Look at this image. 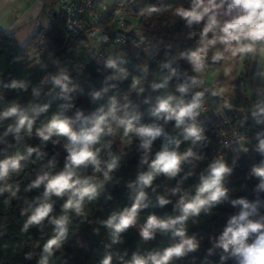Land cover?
Listing matches in <instances>:
<instances>
[{
	"label": "clouds",
	"instance_id": "clouds-1",
	"mask_svg": "<svg viewBox=\"0 0 264 264\" xmlns=\"http://www.w3.org/2000/svg\"><path fill=\"white\" fill-rule=\"evenodd\" d=\"M169 8L170 5L164 9L153 5L142 9L139 14L150 16ZM174 13L187 27L200 26L198 34L189 33L190 38L198 35L195 48L180 53V58L187 62L194 74L184 73L186 78L177 83L175 91L171 92L168 91L169 82L173 77L179 76L178 69L172 67V61L161 64V68L169 71L161 82H153L150 87L153 91H164L156 96L154 103L149 99L143 101L149 105L146 113L141 111L140 106L129 95L131 92L137 95L145 92L144 78L139 76L132 78L128 93L109 96L105 103L98 105L87 115L80 109L74 115H68L69 110L75 107L71 93L76 91L77 86L72 84L66 71L45 77L40 86L33 88V96L39 98L43 86L51 83L52 88L45 94L63 101L58 105L57 111L35 129V135L42 142L51 140L53 144L59 143L53 137L65 138L63 147L67 153L62 170L43 171L25 189L31 191L42 187L43 191L28 207L21 209V215L26 216L21 231L27 233L32 227L42 228L45 222L52 226L51 234L43 245L40 246L37 242V246L41 247L38 264H50V258L67 240L71 214L85 217L86 203L96 200L105 186L112 182V174L120 166L121 157L109 152V159L101 161L102 149L111 147V140H106L108 137L119 134L125 145L137 139L141 151L139 165L143 170L127 185L131 204L113 211L100 221L107 229L110 239V244L106 247L123 243L122 234L136 226L142 210L150 206L163 208L173 203L167 196L157 195L153 204L148 190L155 192L152 186L158 176L176 178L185 164L203 159L195 149L198 144L207 140L206 125L200 118L206 112L204 97L207 89L203 88L205 81L202 77L209 67L210 52L211 63L228 62L229 66L224 69L225 76L237 64L250 59L257 65L255 77L264 82V0H191L189 7H176ZM106 67L117 69L116 74L109 79L124 80L129 75L124 68L118 67L115 59L109 58ZM143 71H147L146 65ZM4 87L26 91L28 82L13 79ZM194 89L199 90L193 91ZM107 91V88L102 90L103 93ZM102 92L92 93V99H100ZM212 95L221 93L212 91ZM255 97L241 123L250 118L254 125L264 126V86L255 90ZM50 106V102H29L22 105L13 100L0 108V123L12 121L7 125L3 137H0V142H4L3 138L9 134L17 142L22 140V134L31 137L37 119L41 114L47 113ZM223 107L230 108L231 105L224 101ZM145 116L148 122H145ZM169 123H173V132L166 131L165 126ZM157 139L161 140V145L153 154V144ZM253 139L256 141L254 145ZM185 142L190 146L180 151L181 144ZM249 145H252L251 149ZM236 150L244 154L250 150L255 151L262 157L258 164L251 167L249 173L250 177H255L258 181L253 189L254 199L230 198L225 180L233 173V167L229 166L223 156H218L200 174L192 191H183L179 187L172 189L173 195L178 194V199L173 204L174 215L161 217L150 214L139 229L143 242L154 240L158 233L169 236L173 242L162 249L133 251L130 259H125L127 252L117 255L116 259L120 264H174L175 260L196 252L200 243L194 235L188 234L189 220L195 223L201 214L209 215L212 209L225 202L238 207L239 211L228 218L222 232L212 241V248L207 250L208 256L213 254L214 249H219L220 264H225L229 259L234 260L235 264H264V128L256 131L251 138L241 136ZM34 153L37 159L45 155L39 147L27 146L23 152L18 150L0 159V195L9 193L11 197H17L19 185L10 183L9 180L13 175L19 176L25 162ZM235 163L233 160V164ZM55 166V158L46 165L48 169H54ZM88 167L92 168L93 174L82 175V169ZM54 197L63 199L59 215L54 214ZM25 258L31 259L32 253H27ZM113 260L114 256L109 252L99 260V264H113Z\"/></svg>",
	"mask_w": 264,
	"mask_h": 264
},
{
	"label": "trees",
	"instance_id": "trees-1",
	"mask_svg": "<svg viewBox=\"0 0 264 264\" xmlns=\"http://www.w3.org/2000/svg\"><path fill=\"white\" fill-rule=\"evenodd\" d=\"M125 3V11L128 15L125 29H134L127 36V41L118 46V53L106 54L98 62L91 59L88 40L82 36H71L65 29V21L59 13H51L49 27L38 28L23 47L17 45L12 34L0 31V108L13 100L22 105H27L29 102L51 103L49 111L41 114L37 119L31 137L22 134V140L17 142L13 135L9 134L3 138L4 142H0V159L12 155L18 150L23 152L27 146L39 147L45 153L41 159H37L34 153L25 162V167L19 176L13 175L9 180L10 183L19 185L17 197L13 198L9 193L0 195V264H38L41 253L40 246L51 234L52 226L47 222L43 224L42 228L32 227L27 233L21 231L26 219V216L21 215V209L28 207V204L43 191L42 187L26 191L27 185L43 171L58 172L62 170L67 155L63 147L66 142L65 138L53 137V140H59V143L53 144L51 140L42 142L35 135V129L45 123L57 111L58 105L63 102L45 94L52 88L51 83L43 86L39 98L34 97L32 90L40 86L41 80L45 77L58 75L62 70L67 72L72 84L77 86L76 91L71 93L75 107L69 110L68 115L72 116L77 109L83 110L87 115L95 107L105 103L109 96L114 94L122 96L124 93H128L132 78L134 76L143 77L145 92L140 95L131 92L129 95L130 99L140 106L141 111L146 113L149 105L144 104L143 101L149 99L154 103L157 96L148 82L149 71L142 70L148 51L152 55L175 60L181 67L192 73L187 62L180 58V53L195 48L198 35L190 38L189 33L196 32L198 34L200 26L189 28L174 13L176 7H189L191 0H127ZM153 5L161 9L170 5L171 8L150 16L139 14L142 9ZM119 9L117 1L107 7L103 23V39L108 36L114 16ZM137 44L143 47L148 46V51L136 47ZM109 58L115 59L118 67L124 68L129 73L126 79H109L117 72V69L106 67V61ZM220 64L221 62L211 63L209 58L210 68H218ZM13 79L28 82L27 90L6 89L4 85L10 84ZM171 81L176 83L173 78ZM105 88L108 91L103 93L102 90ZM97 91H101L102 96L98 100H93L92 93ZM212 91L211 88V91L206 92L205 104L214 108L221 107L230 122L236 125L240 132L253 137L256 131L264 128V126L254 125L250 118L242 124V120L235 117L236 110L241 111L244 118L249 111V102L240 78L235 81L232 93L225 100L221 98V95L213 96ZM224 101H227L231 107H223ZM200 119L205 122L207 140L198 144L195 150L205 158L215 140L209 123V114L203 113ZM11 122L8 120L0 123V137H3L7 125ZM145 122H148L147 116H145ZM173 123L165 126L166 131L173 132ZM106 140H111V147L102 149L101 161L108 160L109 152H111L121 157L120 166L113 172L112 182L105 186L101 195L96 200L86 203L85 217L71 214L68 238L50 258V264H99V260L109 252L114 256L113 264H120V261L116 259L117 255L127 252L128 255L125 256V259H130L133 251L144 252L162 249L173 242L169 236L159 233L154 240L143 242L139 233L132 227L122 234L123 243L106 247L110 244V239L107 229L100 221L106 219L113 211H119L131 204L127 185L136 179L139 171L143 170L139 165L141 151L137 139H134L129 145L121 142L119 134L115 137H108ZM160 145L161 140L157 139L153 144V154L159 150ZM189 146L188 142L182 143L180 151L186 150ZM236 153L237 156L231 149L224 152V159L229 166L233 167V173L226 178L225 186L229 189L231 199L240 197L254 199L253 189L258 181L255 177H250L249 173L251 167L258 164L262 157L251 150L247 154ZM53 158H55L56 166L54 169H48L46 165ZM233 160L236 161L235 164H233ZM208 164L206 160L196 165L185 164L183 171L172 179L163 175L158 176L152 186L155 192L152 189L148 190L150 199L154 204L157 195H165L173 203L163 208L150 206L142 210L138 217H148L150 214L161 217L174 215L173 204L177 198L170 193V189L179 187L183 191H192L199 181L200 174L206 170ZM189 173L191 175H188ZM81 174L92 175L93 170L88 167L82 169ZM53 199L55 200L54 214L59 215L63 199L55 197ZM234 209L239 210L238 207H233L229 202H225L212 209L211 214H201L195 223L189 220L188 234L197 238L200 247L196 252L175 260L174 264H190L191 258H196L202 264H220L221 250L214 249L211 256H208L207 250L212 248V241L222 232L230 211ZM77 233L85 243V248L78 258L71 254V249L67 244ZM211 235L212 238H210ZM37 242L40 246H37ZM27 253H32L31 259L25 258ZM206 256L207 261H205ZM225 264H235V261L229 259Z\"/></svg>",
	"mask_w": 264,
	"mask_h": 264
},
{
	"label": "built area",
	"instance_id": "built-area-1",
	"mask_svg": "<svg viewBox=\"0 0 264 264\" xmlns=\"http://www.w3.org/2000/svg\"><path fill=\"white\" fill-rule=\"evenodd\" d=\"M120 9L116 12L119 16L115 20V24L108 32L107 39H103V23L107 7L102 6L99 0H57L55 4V13H59L65 21V29L71 36H82L88 40L90 45V56L95 62H98L106 55L105 49L108 46H119L127 41L125 23L127 19L125 11V1H117ZM123 30V31H121ZM100 41L101 47L94 44ZM98 47V48H97ZM136 47L148 51V46L137 44ZM172 61V67L178 69L179 76L173 77L176 83H180L185 79L184 73L193 75L186 68L181 67L175 60L167 59L152 55L149 51L146 53L145 65L147 67H158L162 71L168 72L169 69L161 68L160 65ZM207 92L211 91V87L206 82L203 85ZM199 90V89H194ZM223 100L226 97H221ZM206 112L210 116L209 123L214 133V142L212 143L205 160L210 163L218 156H224L227 149L234 150L238 146L241 136L251 138V135L244 134L239 131L238 127L232 124L228 116L223 112L221 107L214 108L206 105Z\"/></svg>",
	"mask_w": 264,
	"mask_h": 264
},
{
	"label": "crops",
	"instance_id": "crops-1",
	"mask_svg": "<svg viewBox=\"0 0 264 264\" xmlns=\"http://www.w3.org/2000/svg\"><path fill=\"white\" fill-rule=\"evenodd\" d=\"M116 1L119 0H99L100 4L105 7H110ZM55 4L56 0H0V31L12 34L17 45L23 47L38 28L49 27L51 13H55ZM94 44L101 45L100 41H96ZM211 55L212 52L209 53V58ZM228 66L227 61H221L218 68L208 67L202 78L213 91L221 93V96L231 94L235 81L240 78L250 107L256 99L255 90L264 86V82H260L254 75L257 65L250 59L245 60L233 67L231 73L225 76L224 69ZM148 82L151 85L152 81L148 79ZM175 86L176 83L170 81L168 91L174 92ZM155 92L158 95V92ZM243 115L241 111H235V117L239 120H243ZM252 145H254V140H252ZM252 145L249 147L251 148ZM233 152L237 156L236 149ZM203 161L205 158L194 161L192 164L196 165ZM189 262L190 264H202L199 260H190Z\"/></svg>",
	"mask_w": 264,
	"mask_h": 264
},
{
	"label": "rangeland",
	"instance_id": "rangeland-1",
	"mask_svg": "<svg viewBox=\"0 0 264 264\" xmlns=\"http://www.w3.org/2000/svg\"><path fill=\"white\" fill-rule=\"evenodd\" d=\"M126 15H127V12H126ZM119 16V13H117L115 16H114V19L112 21L113 25L115 24V20L116 18ZM128 17V15H127ZM99 47H101L100 45H97ZM98 48V47H97ZM106 54H111V53H115L117 52L118 53V46L116 45H113V46H108L106 49ZM145 66V62L143 64V67ZM143 70V69H142ZM147 71H149V77L148 79L150 81L153 82H156V83H159L161 82V79L164 75H166L168 72H165V71H162L161 69H159L158 67H154V66H149L147 67ZM145 72V71H144ZM177 84V83H176ZM175 89V87H174ZM164 90H160V91H157L158 92V95L162 94ZM229 95V94H228ZM228 95H222L223 97H228ZM172 189H170V193L172 194ZM173 195V194H172ZM175 198L178 199V194L177 195H173ZM239 210H231L230 211V214L229 216L227 217V219L233 215V214H236ZM147 217H138V221H137V224L136 226H134V229L139 232V229L140 227L142 226V224L144 223V221L146 220ZM210 238H212V235L210 236ZM71 249V254L78 258L79 255L82 253V250L85 248V243L82 241L81 237H80V234H75L67 243ZM190 260H197L196 258H191Z\"/></svg>",
	"mask_w": 264,
	"mask_h": 264
},
{
	"label": "water",
	"instance_id": "water-1",
	"mask_svg": "<svg viewBox=\"0 0 264 264\" xmlns=\"http://www.w3.org/2000/svg\"><path fill=\"white\" fill-rule=\"evenodd\" d=\"M133 29H134V28H131L130 30L126 31V32H125L126 35L129 36V35L131 34V32L133 31ZM121 31H123V30H121Z\"/></svg>",
	"mask_w": 264,
	"mask_h": 264
}]
</instances>
